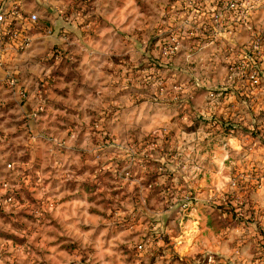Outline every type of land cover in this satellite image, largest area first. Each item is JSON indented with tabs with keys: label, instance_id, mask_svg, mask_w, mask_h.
<instances>
[{
	"label": "rangeland",
	"instance_id": "1",
	"mask_svg": "<svg viewBox=\"0 0 264 264\" xmlns=\"http://www.w3.org/2000/svg\"><path fill=\"white\" fill-rule=\"evenodd\" d=\"M213 1H61L30 100L0 92V264L264 263V62Z\"/></svg>",
	"mask_w": 264,
	"mask_h": 264
},
{
	"label": "crops",
	"instance_id": "2",
	"mask_svg": "<svg viewBox=\"0 0 264 264\" xmlns=\"http://www.w3.org/2000/svg\"><path fill=\"white\" fill-rule=\"evenodd\" d=\"M61 1L65 0H0V29L12 24L16 28L21 27L25 30V35L28 38L24 48H18L14 41L0 40V92L3 89L10 91L8 80L15 79V96L16 99L24 102L23 106L28 102L26 100H30V95L29 98H26L27 90L32 91L33 82L36 83L38 76L49 68L43 60L47 59L46 56L52 55L51 45L55 40L54 35L50 33V24L60 22L61 17L58 11ZM34 13L42 19L38 26H36V22L32 23L28 19V16ZM199 19L202 20L203 17H199ZM204 19L201 24L208 20ZM213 19L215 23L219 24L217 27L222 28L219 39L223 40V45L216 46V50L220 54L223 51L225 54L229 51L231 54L237 52L246 57L252 36L250 28L264 30L263 9L252 13L246 26L237 27V17L230 13L216 15ZM209 21L211 22V20ZM232 77L234 74L229 81L233 79ZM21 90L25 92L24 96L20 95ZM4 98L3 96L2 99Z\"/></svg>",
	"mask_w": 264,
	"mask_h": 264
},
{
	"label": "built area",
	"instance_id": "3",
	"mask_svg": "<svg viewBox=\"0 0 264 264\" xmlns=\"http://www.w3.org/2000/svg\"><path fill=\"white\" fill-rule=\"evenodd\" d=\"M225 7L227 8L230 14H234L237 17V27L240 25H248L249 18L252 13H256L261 9L264 10V0H222ZM30 22L35 23L38 20L37 14H31L28 16ZM252 31L251 42L248 48V55L259 53L262 55L261 61L264 62V30L250 28ZM0 40L10 42H16L18 48H24L27 44L28 38L25 35V30L21 28H16L12 24L5 26L0 29ZM250 63H248V68ZM243 69H246V64H243ZM252 69V68H251ZM249 80L252 84H258L260 82V75L257 70L249 74ZM8 85L11 88L16 86V80H8ZM20 95H25V92L21 90ZM8 184L4 183V187H7ZM6 189V188H4ZM11 198H9L10 200ZM8 200V199H7ZM139 249H142V246H139ZM264 264V263H263Z\"/></svg>",
	"mask_w": 264,
	"mask_h": 264
}]
</instances>
